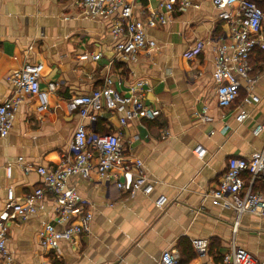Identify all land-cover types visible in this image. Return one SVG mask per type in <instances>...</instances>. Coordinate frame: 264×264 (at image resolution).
I'll list each match as a JSON object with an SVG mask.
<instances>
[{
  "label": "crops",
  "instance_id": "obj_1",
  "mask_svg": "<svg viewBox=\"0 0 264 264\" xmlns=\"http://www.w3.org/2000/svg\"><path fill=\"white\" fill-rule=\"evenodd\" d=\"M127 1L134 17L144 22L158 13L162 2ZM193 4L198 6L176 10L166 22L156 19L146 27L148 51L110 66L114 80L122 79L117 87L124 94H132L136 81L147 80L144 100L162 110L155 120H132L122 129L126 151L144 161L154 191L130 196L107 187L95 173L92 179L71 177L69 184L85 199L81 214L93 213L91 233L72 244L62 243L57 254L45 250L38 232L43 221L56 215L47 195L27 220L7 223V246L20 264H156L169 247L179 249L183 264H219L234 241L264 260V218L242 216L235 233V211L208 195L231 156H249L264 146V135L252 133L264 120V61H255L256 52L251 74L258 75L255 93L261 100L244 107L249 117L239 123L236 116L245 90L233 105L222 108L213 80L216 39L226 30L224 21L210 0ZM112 23L110 16L86 17L80 0H0V102L13 94L8 75L29 61L45 66L42 90L49 82L57 84L45 110L38 109L37 97L25 96L12 131L0 136V214L9 187L22 198L42 185L38 172L26 173L18 158L24 164L48 166L68 152L81 121L77 111L68 109V101L102 84L106 65L115 59ZM98 52L102 56L94 60L92 54ZM85 123L90 134L120 127L118 115L107 109L96 123ZM198 145L207 149L203 159L196 154ZM160 195L168 197L161 208L156 205ZM197 238L209 241L206 256L195 252L192 240ZM186 246L193 250L190 259Z\"/></svg>",
  "mask_w": 264,
  "mask_h": 264
},
{
  "label": "built area",
  "instance_id": "obj_2",
  "mask_svg": "<svg viewBox=\"0 0 264 264\" xmlns=\"http://www.w3.org/2000/svg\"><path fill=\"white\" fill-rule=\"evenodd\" d=\"M220 11L219 17L226 27L223 35L216 39L213 80L218 106L227 108L240 97V91L245 90V96L239 101L242 108L236 116L239 123L249 117L245 106L260 102V96L255 93L258 75L252 76V60L256 52L264 49V10L256 0H210ZM83 14L88 18L101 16L112 17L111 33L115 38L112 59L105 67L103 82L91 93L73 95L68 101V109L77 111L81 121L77 124L68 152L58 157L55 165L24 164L23 158L17 164L26 173L35 170L42 178V185L31 194L18 198L12 187L7 189L5 209L0 214V264H20L9 251L8 221L27 220L39 208L40 202L49 195L53 200L55 217L43 221L38 232L41 246L55 254L60 252L62 243H74L85 233H91L93 213L81 214L85 199L75 187L69 184L73 176L92 179L93 174L109 188H115L130 196L144 194L149 196L155 183L148 175L144 161L131 156L124 146L122 129L129 121L137 119L155 120L162 110L150 106L144 96L147 80H138L132 86V94L122 93L110 74L113 62L136 57L142 51H148L146 27L168 20V15L176 10H185L193 4V0H162L160 10L145 22L134 17V8L127 0H80ZM102 53H94V60L100 59ZM45 66L42 62H26L22 67L12 71L7 79L13 87V94L7 100L0 102V136L6 137L14 126L15 113L25 96L39 99L40 111L47 109L48 96L57 88L55 82H49L47 90L41 89ZM110 110L118 115V129L105 134H90L85 121L94 124L99 113ZM207 108L204 109V113ZM209 119L208 115L204 116ZM252 133L255 136L264 135V120L257 122ZM165 135H170L169 131ZM197 156L203 159L207 149L198 145ZM14 164L7 166V175L11 177ZM264 183V146L249 156L234 155L228 159L227 168L219 177L218 183L208 195L226 208L236 213L234 232L240 226L242 216L249 214L264 218V187H256ZM168 203V197L160 195L156 200L158 207ZM195 252L206 256L210 250L207 239L192 240ZM182 255L179 249H165L156 264H181ZM207 264V263H203ZM219 264H264L245 247L234 241L227 253L221 256Z\"/></svg>",
  "mask_w": 264,
  "mask_h": 264
},
{
  "label": "trees",
  "instance_id": "obj_3",
  "mask_svg": "<svg viewBox=\"0 0 264 264\" xmlns=\"http://www.w3.org/2000/svg\"><path fill=\"white\" fill-rule=\"evenodd\" d=\"M257 1V3H258V5L264 10V0H256ZM258 52V54H257V57H258V55L261 57V56H264V49H260V50H258L257 51ZM255 58V61L256 60H258V58ZM261 59V58H260ZM263 60V59H262ZM261 60V61H262ZM260 61V60H259ZM264 61V60H263ZM191 246H186L185 247V253L188 255V257H189V259L190 258H192L193 257V250H192V247L190 248ZM181 253V252H180ZM182 255V254H181ZM188 259V260H189ZM221 260V259H220ZM181 264H183V262H181Z\"/></svg>",
  "mask_w": 264,
  "mask_h": 264
},
{
  "label": "rangeland",
  "instance_id": "obj_4",
  "mask_svg": "<svg viewBox=\"0 0 264 264\" xmlns=\"http://www.w3.org/2000/svg\"><path fill=\"white\" fill-rule=\"evenodd\" d=\"M257 58H258V60H262V59L264 60V56H261V57H260V56L258 55ZM260 58H261V59H260Z\"/></svg>",
  "mask_w": 264,
  "mask_h": 264
}]
</instances>
